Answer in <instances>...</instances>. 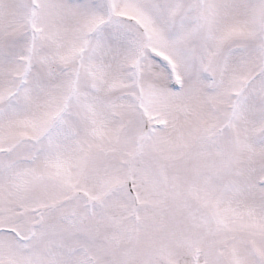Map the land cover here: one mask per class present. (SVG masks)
<instances>
[{"label": "snow or ice", "instance_id": "6c2138e0", "mask_svg": "<svg viewBox=\"0 0 264 264\" xmlns=\"http://www.w3.org/2000/svg\"><path fill=\"white\" fill-rule=\"evenodd\" d=\"M0 264H264V0H0Z\"/></svg>", "mask_w": 264, "mask_h": 264}]
</instances>
